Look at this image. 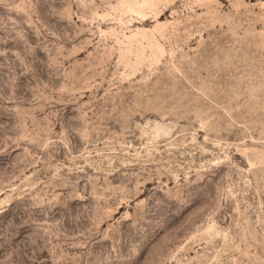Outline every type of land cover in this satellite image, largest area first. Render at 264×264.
<instances>
[{
  "label": "rangeland",
  "instance_id": "rangeland-1",
  "mask_svg": "<svg viewBox=\"0 0 264 264\" xmlns=\"http://www.w3.org/2000/svg\"><path fill=\"white\" fill-rule=\"evenodd\" d=\"M0 264H264V0H0Z\"/></svg>",
  "mask_w": 264,
  "mask_h": 264
}]
</instances>
